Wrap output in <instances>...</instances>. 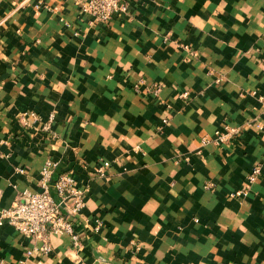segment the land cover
I'll return each instance as SVG.
<instances>
[{"label":"crops","instance_id":"0c3cea01","mask_svg":"<svg viewBox=\"0 0 264 264\" xmlns=\"http://www.w3.org/2000/svg\"><path fill=\"white\" fill-rule=\"evenodd\" d=\"M86 1L0 0V208L47 157L89 183L77 245L3 222L0 264H264V0Z\"/></svg>","mask_w":264,"mask_h":264},{"label":"built area","instance_id":"2783aa9c","mask_svg":"<svg viewBox=\"0 0 264 264\" xmlns=\"http://www.w3.org/2000/svg\"><path fill=\"white\" fill-rule=\"evenodd\" d=\"M81 8L90 14L94 20L108 22L114 15L126 12L128 0H87L81 4ZM158 84L153 86V91L158 92ZM183 97L187 95L184 91ZM31 116L32 121L28 122L27 117ZM20 121L28 126L39 119L38 115L32 111L20 113ZM53 113H50L46 122L43 124L44 129H49ZM235 127H225V131H216L212 137L203 136L201 142L214 141L223 142L236 133ZM109 165L108 161L100 162L96 168L97 175H103ZM56 162L47 157L42 164L38 174L39 189L35 191L22 190L11 203L10 206L0 208V224L7 222L16 231L25 236L42 239L39 246H34L32 251L47 253L51 246L46 236L48 234L66 233L69 235L71 242L77 245L79 235L73 226V219L79 217L85 206V197L89 191V183H80L68 172H62L53 178ZM23 171V168H17ZM260 166L255 165L251 168L247 178L254 181L259 173ZM236 195L245 194L246 189L242 188L234 192ZM96 225L94 230H98L100 220L95 219Z\"/></svg>","mask_w":264,"mask_h":264}]
</instances>
